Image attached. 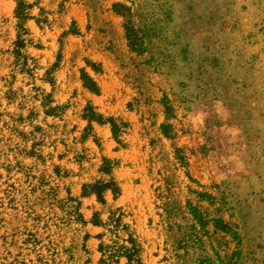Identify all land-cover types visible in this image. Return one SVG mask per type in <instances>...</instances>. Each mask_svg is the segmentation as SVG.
<instances>
[{"label": "rangeland", "instance_id": "374dc122", "mask_svg": "<svg viewBox=\"0 0 264 264\" xmlns=\"http://www.w3.org/2000/svg\"><path fill=\"white\" fill-rule=\"evenodd\" d=\"M23 1L16 54L0 0V264H122L129 237L142 264H264V0Z\"/></svg>", "mask_w": 264, "mask_h": 264}, {"label": "trees", "instance_id": "16d2710c", "mask_svg": "<svg viewBox=\"0 0 264 264\" xmlns=\"http://www.w3.org/2000/svg\"><path fill=\"white\" fill-rule=\"evenodd\" d=\"M16 1V7L14 10V15L15 18L17 19V35H16V40L15 42V53L19 54V50L21 49L22 46H24L25 43V39L22 37L21 33L19 32V29L23 30V24L24 22L29 19L32 18L30 16V13L27 11L29 8L32 7L31 4L23 1V0H15ZM128 30V38L131 39L132 36V32L129 28H127ZM88 67H90L94 72H96V68L94 66L93 63L88 62ZM81 81L82 84L84 86V88H86L89 92L93 93V94H98L100 89L99 86L97 85V83L95 82V80L84 70L81 71ZM88 121H95L98 124H104V123H108L110 126V130L111 133L114 137L115 140H117V134L119 131V127L115 121L114 118L112 117H108V118H103L102 115L100 114H95L92 113V115L90 116V118H87ZM164 133H166L164 131ZM111 183L110 182H101V181H95L93 183H89V184H84L83 186V195H95L96 198L98 199L99 202L104 203V198H103V193L106 190H110L113 191V189L111 188ZM91 223L93 225H99V220H92ZM130 245L126 246V245H122L120 246L119 252H118V256L119 258H124L125 262L122 264H142L141 261L139 260L137 254V247L135 244V240H133L132 237H129L126 240ZM103 245L99 244V248L103 250ZM101 252V250H100ZM103 253V251H102ZM102 261H104L103 259H105V257L100 258ZM116 264H121L119 262V260H116L115 262Z\"/></svg>", "mask_w": 264, "mask_h": 264}]
</instances>
